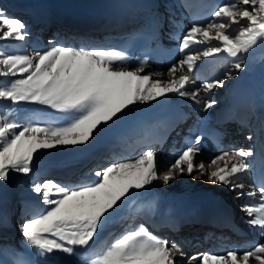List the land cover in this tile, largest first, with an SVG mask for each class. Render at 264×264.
<instances>
[{
    "label": "snow or ice",
    "instance_id": "obj_1",
    "mask_svg": "<svg viewBox=\"0 0 264 264\" xmlns=\"http://www.w3.org/2000/svg\"><path fill=\"white\" fill-rule=\"evenodd\" d=\"M206 25L192 23L183 34L179 51L195 44L205 45L202 52L190 54L173 64L169 80L154 77L163 73L142 74L146 61L135 69L122 65L128 60L122 51L53 46L29 54H9L0 49V103L10 102L0 114V180H7L11 172L28 175L38 154L57 146H86L105 126L121 119L130 106L146 103L175 94L195 103L201 89L210 93L223 79L205 81L200 88L188 91L195 83L192 73L196 61L221 53L234 59L232 68L241 70L247 54L264 46V0H228L212 13ZM233 26H236L233 28ZM26 24L7 16L0 9V41L23 42L27 38ZM212 41L218 42L212 45ZM177 78V73H183ZM231 72H225L230 77ZM15 77V79H9ZM21 102L46 106L62 114V125L20 123L13 113ZM216 103L209 98L204 110ZM251 139V137H249ZM201 139L197 137L181 151L162 176L164 185L177 174L196 178L207 175L213 183L223 185L235 193L237 199L250 198L242 206L249 217L247 223L264 238V181L258 188L245 191L242 177L250 170L248 160L252 150L243 148L222 152L207 163L198 161ZM218 162H222L221 167ZM214 170L208 172L207 169ZM93 183L68 186L46 179L34 182L42 210L25 219L21 225L26 243L44 258V264H55L58 254L80 255L83 264H177V255H186L175 242L154 235L145 225L128 227L110 245H96V237L104 221L114 215L132 190L145 189L161 179L158 174L157 153L144 151L138 158L113 162L94 173ZM259 193V202L255 198ZM264 264V242L251 250L228 251L226 254H194L188 264Z\"/></svg>",
    "mask_w": 264,
    "mask_h": 264
},
{
    "label": "bare ground",
    "instance_id": "obj_2",
    "mask_svg": "<svg viewBox=\"0 0 264 264\" xmlns=\"http://www.w3.org/2000/svg\"><path fill=\"white\" fill-rule=\"evenodd\" d=\"M140 1H147L146 5L153 6L152 9H144L142 13L152 16L155 23H161L165 15L178 16L183 22V28L180 30H173L171 26L169 28L171 30L170 34L178 36H183L186 30L191 27V21L193 23H199L202 20V25L211 22L213 19L212 13L220 5L228 2V0H0V9L7 16L17 18L27 26V38L23 42L0 41V44L5 46L0 48L9 54L29 55L34 51L47 50L53 46H67L77 49L101 48L100 46L106 43L105 39L101 37V33L104 30H118V27H122L118 25L119 22H126L130 25L137 23L133 19L115 16L112 10L117 7H128L132 5L143 6ZM86 8H93L96 13L88 12L89 10H86ZM115 26L117 27L114 28ZM145 27L149 28V24L147 23ZM235 27L233 26V28ZM50 28H55L56 33L52 34ZM40 30L45 34L44 40L42 38L43 35L40 34ZM57 30L60 34H58ZM161 30L163 33L164 31L167 32L164 27ZM217 43L216 41H212V45ZM204 47L205 45L195 44L186 50L183 55L179 56L176 54L171 63H167L164 59L161 60L153 57L142 58L140 59L141 61H146L145 72L142 74L163 73V76L154 78L169 80L171 77L167 73L173 64H177L187 55L202 52ZM240 58L244 61V67L241 70L233 69L232 63L235 62L234 59L227 57L223 53L215 57L202 58L196 61V66L192 73L195 83L186 86L188 91H194L200 88L205 81L215 79L224 80L223 87L217 86L210 93L201 89L198 97L201 103L197 104L191 99L171 93L143 104L137 103L130 106V111L115 123L116 125L113 126V130L106 138L104 137L93 142L87 148H80L72 156L65 157V159L49 158V166H45V169L39 171L35 177H30L31 179H29L31 185L30 189L26 191L27 196L32 197L28 201L29 206H32L30 203L38 202L37 194L32 191L34 182L51 179L68 186L93 183L98 179L94 175L96 171L108 167L113 162L134 160L149 149L157 153L158 174L163 175L178 154L186 148L180 147L174 153H171L168 152L170 146L166 144L165 150H160L157 145L154 146L153 138L147 135L150 132V128L146 127L148 123L143 121L145 117L153 119L156 125L160 123L158 121L164 118L167 121L171 120V118H175V121L186 120L188 118L186 121L190 122L191 129H200L210 134L219 132L225 127L228 129L230 126H234L232 128L239 127L243 128V131L238 136L249 139V135L246 136L245 134L249 133L250 130L247 131L246 127L240 125L236 118L238 114H246L252 109H258L263 99L264 46H258L247 54H241ZM122 66L131 70L139 65L135 61L133 63L126 61ZM225 72H231L232 75L225 77ZM186 73L187 68L185 67L183 73L176 74L177 78L179 75ZM209 98L215 100L216 103L211 108L204 110V103ZM25 103L30 104L34 108L35 104L31 102ZM241 103H244L245 106L238 108L237 105ZM221 104H223L224 108L228 107L231 109L229 114L232 116L228 122L224 121L219 124L218 120L222 117V112L218 114L215 106L217 107ZM40 106L35 107L33 111L26 112L27 114L25 113L26 115L22 116V120L53 126L65 123L61 113L46 106ZM186 121L182 123L185 124ZM251 146L254 155L248 158L251 164L250 170L242 177L241 181H238L245 184V191L252 190L248 179L252 177L253 165L257 162L264 161V150H261L259 147L258 151H256L257 144H254L251 140L243 143L241 148L249 150ZM165 152L167 156L163 160L161 154H165ZM218 155L220 154L212 152L208 147L201 149L197 159L198 161H204L207 168L208 161ZM96 156L101 157L97 158ZM94 159L96 160L93 161ZM219 165L222 167L223 163L220 162ZM214 168L213 166V168L207 169V171L210 172ZM70 171L75 173L71 174ZM204 176L206 177L207 175ZM205 177L203 178L201 176L200 179L205 180ZM186 179L191 180V176L183 174L181 178H176L169 185H164L161 178L154 181L153 184L146 186L145 189L132 190L119 210L110 216L112 220L110 219V224L106 226L107 228L100 229V231H103L102 237L104 238L101 244L107 247L126 228H134L140 224L145 225L154 235L164 239V236L161 234L163 230L159 226H148L140 221L138 214L140 207L159 202H168L176 206L185 203L195 204L197 200L205 201L212 197V195L216 196V192L223 187V185L216 183L215 185H211L212 182L210 181L202 185L201 187L203 188H188L182 190L181 186ZM26 194L22 196L24 197ZM248 199L250 202V198ZM254 202L258 203L259 198L256 197ZM13 205L14 203L12 201L6 204L4 198L0 196V222H4L2 225L5 228L0 233V253L5 257V261H0V264H44V258L38 256L36 250L26 243L24 236H18L16 233L11 236L8 235L9 231L6 228L7 221L5 220L6 214L10 210L9 208ZM40 205L38 211L46 207L43 204ZM24 210L18 213L22 221L34 214V211L30 208L26 211ZM248 219L249 217L246 216L245 220L247 221ZM246 225L250 226L247 222ZM188 240L189 243L196 244V239H194L193 235L188 236ZM242 240L249 242V250L257 243L264 242V238L259 235V232L258 238L254 240L246 236H243ZM52 259L55 260V264H83V257L80 255L68 256L67 254H58Z\"/></svg>",
    "mask_w": 264,
    "mask_h": 264
},
{
    "label": "rangeland",
    "instance_id": "obj_3",
    "mask_svg": "<svg viewBox=\"0 0 264 264\" xmlns=\"http://www.w3.org/2000/svg\"><path fill=\"white\" fill-rule=\"evenodd\" d=\"M27 25H29V23H27ZM0 47H5V46L0 44ZM9 79H15V77H10ZM2 80H3V78H0V81H2ZM39 106L40 105L35 104L34 108H33V106H31L30 104H26L25 102H21L19 107H18V109L15 111V113H13V118H15L20 123H28V122L22 120V116L26 115L27 114L26 112H28L30 110L33 111L35 109V107H39ZM9 107H11L10 102H2V103H0V114L4 113ZM41 111H43V110H41ZM115 123H117V121ZM115 123H111L110 122L109 125L105 126L104 129L99 133V135H97L94 139H92L91 142L88 145H86V147L85 146H57L54 149L43 150V151H41L38 154V157H37V159H36V161H35V163L33 165L32 173H30L28 175H25L23 173L11 172L10 175H9V178L7 180H0V196L4 198V201H5L6 204L10 203L12 201L14 203V205H15V206L13 205L12 207L9 208L10 210L7 212V214L9 215L10 212H13L15 214L20 206L26 204L27 201L32 199L31 196H29V195L27 196V194H26L27 193L26 191H28L30 189V185H31V182H30L29 179H31L30 177H35V175H37V173L39 171L45 169L46 168L45 166H49V164H50L49 163V158L50 159L51 158L52 159H57V158L58 159L59 158L65 159V157L72 156L80 148H87L88 146L92 145L93 142H95V141H97V140H99L101 138H104V137L106 138L107 136H109V134L113 130V126L116 125ZM39 124H41V123H39ZM41 125H45V124H41ZM108 129H110V130H108ZM101 156H97V158L101 157ZM96 159H94L93 161H95ZM219 163L220 162H218V164ZM160 177H161V175H160ZM181 177H182L181 174H177L176 175V178H178V179L181 178ZM200 177H201V175L197 172L196 173V178L191 176L192 182H191V180L186 179V181L183 182V184L181 186L182 187L181 189L182 190H186L188 188H203V187H201L202 185H205V184L210 182L207 179V176L206 177L203 176V178L205 177V180H201ZM174 180H171L169 183L173 182ZM24 182H25V184H24ZM212 184L215 185V183H213V182L211 183V185ZM227 190H228V188L227 187L224 188V186H223V187L220 188V190L218 192L220 194H222V195H224V194L227 195L228 193H230V190L229 191H227ZM24 194H26V195L23 197L22 195H24ZM6 196H8L7 199H6ZM21 203H22V205H20ZM30 204L32 206H29V203H28V205L27 204L26 205L30 209H32L34 211V214H35V212H37L39 210L41 205L38 202L37 203H33V204L30 203ZM110 219L112 220V218L109 217L105 221V223L102 224L100 229H106L107 228L106 226L108 224H110ZM13 221H15V220H13ZM2 224H4V222H0V228H1V226H3ZM100 232L102 233L103 231H100ZM100 232H98V233H100ZM19 234H21V233L20 232L16 233V235H18V236H19ZM103 241H104V238H103L102 242ZM100 242H101V239L99 240V243ZM253 264H257V262H254Z\"/></svg>",
    "mask_w": 264,
    "mask_h": 264
},
{
    "label": "water",
    "instance_id": "obj_4",
    "mask_svg": "<svg viewBox=\"0 0 264 264\" xmlns=\"http://www.w3.org/2000/svg\"><path fill=\"white\" fill-rule=\"evenodd\" d=\"M101 236H102L101 234H97L95 244H97V242L99 241V238H100Z\"/></svg>",
    "mask_w": 264,
    "mask_h": 264
}]
</instances>
